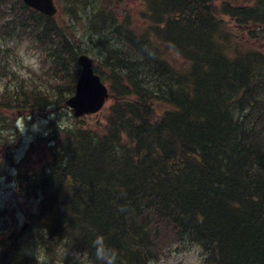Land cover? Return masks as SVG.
Wrapping results in <instances>:
<instances>
[{"label":"trees","instance_id":"1","mask_svg":"<svg viewBox=\"0 0 264 264\" xmlns=\"http://www.w3.org/2000/svg\"><path fill=\"white\" fill-rule=\"evenodd\" d=\"M148 1L153 24L124 32L137 60L105 58L122 99L102 128L58 138L41 167L21 160L18 194L39 195L48 235L84 257L68 264H99L96 234L117 264H159L193 244L206 264H264V0L224 13L214 0ZM22 8L0 0V30L53 46L58 71L64 56L78 68L54 18ZM25 246L0 238V264H38Z\"/></svg>","mask_w":264,"mask_h":264},{"label":"rangeland","instance_id":"2","mask_svg":"<svg viewBox=\"0 0 264 264\" xmlns=\"http://www.w3.org/2000/svg\"><path fill=\"white\" fill-rule=\"evenodd\" d=\"M54 1L58 7L54 22L65 30L78 55L86 53L92 57L95 71L108 85L112 97L99 113L76 118L61 99L65 100L75 92L81 71L79 62L77 68L71 56L70 59L64 56V68L62 66L58 71L53 46L20 35L10 37L0 30V238L9 235L24 238L27 253L38 264H68V259L76 254L64 241L48 235L49 231L43 227L47 218L40 210L39 195L28 199L24 194H18L20 161L25 159L27 166L32 164L33 168H39L58 138L64 140L66 135L73 136L80 127L89 130L103 127L116 102L122 99L105 58L111 54L113 58L136 61L133 56L137 55V50L130 48L124 32L132 30L137 35L142 34L145 30L143 17L151 24L154 22L148 0ZM224 1L219 0V3ZM227 1L234 2L238 8H244L247 2ZM6 3L19 11L20 16L29 13L22 8L23 0H6ZM42 27L43 24L39 32ZM260 36L264 42L263 30ZM102 39L104 46L98 44ZM230 48L231 45L227 46L226 51ZM117 73L127 80V74ZM15 87L19 88L21 96L14 92ZM15 96H20V107ZM34 97L42 102L44 109H32ZM23 99L27 100V105H21ZM202 253V248L193 244L183 251L172 252L159 264H191L193 260L206 264ZM77 256L80 260L84 258L81 254Z\"/></svg>","mask_w":264,"mask_h":264},{"label":"water","instance_id":"3","mask_svg":"<svg viewBox=\"0 0 264 264\" xmlns=\"http://www.w3.org/2000/svg\"><path fill=\"white\" fill-rule=\"evenodd\" d=\"M28 6L48 16H55L57 7L54 0H23ZM81 67L75 94L68 98L65 105L71 109L73 115H91L103 110L111 95L107 84L94 71V61L85 53L78 56Z\"/></svg>","mask_w":264,"mask_h":264},{"label":"clouds","instance_id":"4","mask_svg":"<svg viewBox=\"0 0 264 264\" xmlns=\"http://www.w3.org/2000/svg\"><path fill=\"white\" fill-rule=\"evenodd\" d=\"M91 246L99 264H117L118 254L106 244L103 235L96 234L91 240ZM191 264H198V260H193Z\"/></svg>","mask_w":264,"mask_h":264},{"label":"bare ground","instance_id":"5","mask_svg":"<svg viewBox=\"0 0 264 264\" xmlns=\"http://www.w3.org/2000/svg\"><path fill=\"white\" fill-rule=\"evenodd\" d=\"M215 2V5H217L218 6V10L220 11V12H225V10H226V8L229 6V2L228 1H225V2H220L219 3V0H214ZM233 6V5H232Z\"/></svg>","mask_w":264,"mask_h":264}]
</instances>
